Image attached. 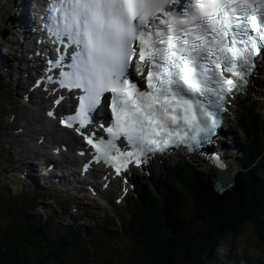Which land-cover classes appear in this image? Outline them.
Segmentation results:
<instances>
[{
	"label": "snow or ice",
	"instance_id": "1",
	"mask_svg": "<svg viewBox=\"0 0 264 264\" xmlns=\"http://www.w3.org/2000/svg\"><path fill=\"white\" fill-rule=\"evenodd\" d=\"M50 7L61 13L67 40L78 49L71 70L61 73V87L83 91L75 118L83 123L103 93L111 92L113 127L106 131L123 133L133 148L126 155L137 163L138 155L163 151L169 141L195 139L188 131L207 139L215 113L191 97L219 95L207 84L221 92L231 84L221 65L242 79L250 70L249 56L264 49V0H55ZM137 44V72L143 71L141 62L148 65L146 91L127 78ZM94 146L104 155L113 147L102 140Z\"/></svg>",
	"mask_w": 264,
	"mask_h": 264
},
{
	"label": "trees",
	"instance_id": "2",
	"mask_svg": "<svg viewBox=\"0 0 264 264\" xmlns=\"http://www.w3.org/2000/svg\"><path fill=\"white\" fill-rule=\"evenodd\" d=\"M260 129L255 120L238 129V136L247 147L231 190L218 194L211 179L193 166H184L175 177L165 179L166 184L177 181V189L162 190L157 196L160 186L135 201V211L128 219V226L125 225L132 239L127 252L130 259L123 264H264L260 250L236 261L213 254L224 240L235 239L247 226L255 240L264 243V163L258 166L264 160V129L262 134ZM39 233L44 236L42 229ZM76 233H69L73 234L70 241L64 233L62 241L58 240L50 248L36 249L31 259L27 257L29 245L40 249L42 239L28 240L20 231H14L7 241L15 254L9 251L6 252L12 257L0 254V264H64L67 260L63 257L69 253L74 256L83 248L82 232Z\"/></svg>",
	"mask_w": 264,
	"mask_h": 264
},
{
	"label": "rangeland",
	"instance_id": "3",
	"mask_svg": "<svg viewBox=\"0 0 264 264\" xmlns=\"http://www.w3.org/2000/svg\"><path fill=\"white\" fill-rule=\"evenodd\" d=\"M254 105L257 108V110H259L264 115V102L259 101L258 103H254ZM258 124H259V126L264 125V119L263 120L259 119ZM262 129H264V128H262ZM263 135H264V133H263ZM259 163L260 164L258 166L263 165L264 160L259 162ZM197 165L199 168L201 167L202 170H203V168H205V166H202L201 164H197ZM203 171L207 175H209V173L210 174L212 173L210 170H208V172L205 170H203ZM237 173H238V171L236 172V174ZM205 174H202V175L204 177H207ZM143 180H145V177L138 179V184L142 183ZM151 181H153V180H151ZM154 187L155 186L153 184V188ZM175 189H177V188H175ZM46 190L47 189L42 190L41 193L42 194L45 193ZM65 194H66V198H64L62 192L54 191V198H56V200L54 201L55 203H53V204H56L57 207L60 209V207L65 205L64 202L66 201L68 203L65 206V207H67L66 211H64L65 207H63L60 209V211H55V214H53L51 216L48 214V212H46L45 207H42V209L36 208L33 210H28V213L38 216L37 218H35L36 220L40 219L41 221L48 222V224H47V227L49 228L48 229V232H49L48 238H47V240L43 241L44 245H48V247H46V249L50 248V246L52 245V241L56 240L58 237V235H51L52 233L56 232V230H57L56 225L58 222L63 223L65 226H67V225H74L75 226V223H81L82 222L81 220H79V218H81V216H85L86 217V218H84L85 219V226H92V231L95 229L96 230L103 229L102 233L105 237L101 241L100 244H98L94 247V249L99 252L98 255L94 256L91 253L92 250H90L88 248L77 250V248H75V246H74L72 248L74 250H77V253L79 255H77V253H75L73 258H76V259H78V257L82 258L84 264H109L110 261H112V264H123L126 262V259L129 260L130 255L129 254L127 255V252H128V249L132 246V239H131L130 235L128 233H125L122 236H120L121 234L116 235L115 233H112L110 236L107 235V233H108L107 230H111V229L115 230L113 228L123 225V220H125V216H127L129 214V211H127V207H124L127 205V201L125 202V205H122V208H120V209L118 208V210H113L109 204L103 203L102 200H100V203H98L97 201L92 200V198H88V196H85V193H83V195L79 199L76 198V193H74L73 191H71V192L65 191ZM71 194H73V195H71ZM70 196H71V198H70ZM73 197H75V198H73ZM129 199H130V196L128 197V200ZM47 202L50 203L49 198H47ZM77 202L85 204V205L84 206L78 205V204L76 205L75 203H77ZM50 204H46V205H50ZM73 207L77 208V210L72 212ZM20 211H22V210H20ZM121 213H123V214L120 217ZM112 214H114L115 216L113 217ZM103 215H105L104 218L102 217ZM10 217H11L10 213H8L7 215H4V212L0 211V226L5 227L7 225V221ZM102 219L104 220V223H103ZM96 221L99 223H97L95 225ZM114 222H115V224H114ZM93 223H94V225H93ZM106 223H112L114 226L112 227V225L110 224L109 227H106V226H104V224H106ZM97 225H99L98 228L95 227ZM15 227H17V226H15ZM75 227H77V226H75ZM244 228L245 229L243 230V233L238 235L235 239L231 238V240H230L229 238H227L226 240H224V242L221 244V246L216 250L217 254H220V253L226 254L227 253V255L230 256L229 258L232 259L233 257H236V256H242V257L247 256V255L249 256L251 254V252L256 253L258 251L259 247H260V250H263L262 247L264 248V243H260L259 241L255 240V237L253 236V233H252L253 231H251L249 226L244 227ZM1 237H2V235H0V238ZM86 244L87 243H84L83 245H85L87 247ZM102 246H105V248H103ZM35 250L36 249L34 247H32V248L30 247V251H29L30 257L34 256V254H35L34 252H36ZM67 256H69L68 259L72 260V254L71 253L67 254ZM38 257H35V259H39ZM84 259H85V261H84Z\"/></svg>",
	"mask_w": 264,
	"mask_h": 264
},
{
	"label": "water",
	"instance_id": "4",
	"mask_svg": "<svg viewBox=\"0 0 264 264\" xmlns=\"http://www.w3.org/2000/svg\"><path fill=\"white\" fill-rule=\"evenodd\" d=\"M234 180L232 173L229 170L219 172L214 177L213 187L217 193H221L227 189H230Z\"/></svg>",
	"mask_w": 264,
	"mask_h": 264
},
{
	"label": "bare ground",
	"instance_id": "5",
	"mask_svg": "<svg viewBox=\"0 0 264 264\" xmlns=\"http://www.w3.org/2000/svg\"><path fill=\"white\" fill-rule=\"evenodd\" d=\"M251 91H254L253 89H251ZM257 95V94H256ZM258 95H264V94H258ZM46 127H48V126H46ZM69 136V138H70V140H72V142H76V141H73V137L72 136H70V135H68ZM201 162H202V160H201ZM215 163L214 162H212V161H210V160H206L205 161V163L203 164L204 166H210L209 167V169H210V171L212 172V175H215V173H216V171H214V170H212V168H213V165H214ZM56 166H59V165H56ZM225 166H228V168H229V170L231 171V173L233 172V173H235V165H232V163H226V165ZM81 167V166H80ZM60 170H61V168H60ZM75 196V195H74ZM86 196V195H85ZM68 197V196H67ZM70 198H71V196H70ZM77 217V216H76ZM75 217V218H76ZM66 223V222H65ZM70 224V223H69Z\"/></svg>",
	"mask_w": 264,
	"mask_h": 264
}]
</instances>
